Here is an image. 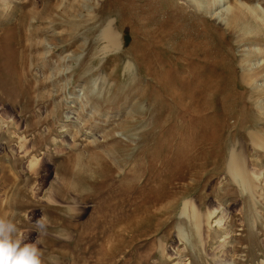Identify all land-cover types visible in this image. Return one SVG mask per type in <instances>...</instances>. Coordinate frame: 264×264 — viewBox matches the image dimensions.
<instances>
[{"label": "rangeland", "instance_id": "rangeland-1", "mask_svg": "<svg viewBox=\"0 0 264 264\" xmlns=\"http://www.w3.org/2000/svg\"><path fill=\"white\" fill-rule=\"evenodd\" d=\"M12 213L58 264H264V0H0Z\"/></svg>", "mask_w": 264, "mask_h": 264}, {"label": "clouds", "instance_id": "clouds-1", "mask_svg": "<svg viewBox=\"0 0 264 264\" xmlns=\"http://www.w3.org/2000/svg\"><path fill=\"white\" fill-rule=\"evenodd\" d=\"M35 240H27L21 232L16 214L0 215V264H58L57 258L45 255L41 247L46 235V218L35 222Z\"/></svg>", "mask_w": 264, "mask_h": 264}, {"label": "bare ground", "instance_id": "bare-ground-1", "mask_svg": "<svg viewBox=\"0 0 264 264\" xmlns=\"http://www.w3.org/2000/svg\"><path fill=\"white\" fill-rule=\"evenodd\" d=\"M241 13V12H240ZM238 14V13H237ZM237 17V16H236ZM241 18V16H240ZM229 19V18H228ZM231 20V19H230ZM237 22V20H236ZM235 24V23H234ZM237 162V159H236V155H235V152H234V149H232V152L230 153V159H229V163H228V171L231 172V174L237 178L236 174H234L235 172V163ZM237 172V171H236ZM185 207H183V210H182V214L184 215L186 210L184 209ZM220 224V223H219Z\"/></svg>", "mask_w": 264, "mask_h": 264}]
</instances>
